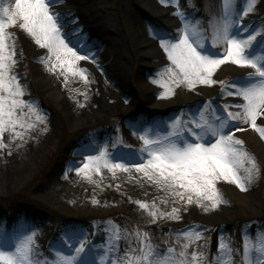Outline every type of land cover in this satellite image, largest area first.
Returning a JSON list of instances; mask_svg holds the SVG:
<instances>
[{"label":"rangeland","instance_id":"rangeland-1","mask_svg":"<svg viewBox=\"0 0 264 264\" xmlns=\"http://www.w3.org/2000/svg\"><path fill=\"white\" fill-rule=\"evenodd\" d=\"M154 2L157 7L152 9L142 0H62L53 5V11L64 17L62 31L70 46L76 47L80 55L89 56L88 60L77 63V68L86 70L87 80L59 67L50 71L54 58L47 64L41 62V58L49 56L48 49L37 45L19 24L8 29L16 48L17 64L13 71L25 87L24 99L33 101L40 114H46V123L31 130L24 143L19 139L13 141L9 133L3 136L7 147H0V226L12 232L18 222H24L28 229L35 231L37 250L49 262L57 251L71 254V248L61 238L73 227L87 233L88 242L100 252L105 241L104 229L113 224L122 233L132 232L139 226L161 250L169 246L179 250L176 234L195 228L204 237L199 242V251L209 260L217 253L218 238L224 237L236 250L233 258L237 261L241 258L239 250L243 247L245 232L253 239L256 234L264 233V138L250 125L238 123L244 130L233 131L256 158L259 176L247 192L219 181L217 188L227 203L214 210L205 211L195 203L187 205L135 171H117L113 176L109 170L102 169L89 181L73 167L77 163L82 165L87 155L98 154L105 144L110 153H134L144 147L140 139L144 128L170 122L177 115L187 119L202 111L205 102L212 101L210 109H216L217 115L221 114L218 106L231 105L228 111L236 112L239 109L235 105L243 103L240 97L222 93L220 83L198 85L194 90L181 85L175 88L171 98H160L164 88L153 81L161 79V70L171 63L161 40L176 37L186 16L204 34L205 48L222 53L223 45L211 46L210 22L222 14L223 2ZM243 6L240 0L237 7ZM167 17L173 18V22L166 23ZM241 23L249 25V31L257 26L264 29V0H256L254 10ZM77 42L83 49L77 47ZM141 47L148 51L144 60ZM255 51L260 49L257 47ZM104 54L126 77L128 95H121L108 75H100L96 62ZM143 61L149 65H143ZM252 71L228 63L216 71L213 79L228 85ZM157 103L167 105L161 110L150 109L151 104ZM124 108H129V112L125 114ZM137 202H155L164 212L179 208L181 219L161 217L153 223ZM125 246L126 242L121 240V255Z\"/></svg>","mask_w":264,"mask_h":264},{"label":"snow or ice","instance_id":"snow-or-ice-1","mask_svg":"<svg viewBox=\"0 0 264 264\" xmlns=\"http://www.w3.org/2000/svg\"><path fill=\"white\" fill-rule=\"evenodd\" d=\"M57 2L62 0H0V147H7L3 142L5 133H9L13 141L19 139L24 143L31 130L46 123V114H40L33 101L24 99L25 87L13 71L17 64L16 48L9 28L19 24L37 45L48 49L49 56L41 58V62L47 64L54 58L50 71L59 67L71 75L88 79L86 70L77 68V63L88 60L89 56L80 55L65 38L62 31L64 17L53 11ZM222 2V14L210 23L211 46L223 45V52L213 53L206 49L204 34L198 24L191 23L185 16L178 35L161 40L171 63L161 70L162 78L153 82L164 88L161 99L174 96L175 88L181 85L194 90L198 85L220 83L222 93L226 91L227 95L242 99L243 103L235 105L239 111H228L231 105H221L218 106L221 114L217 115L216 109H210L212 101L205 102L202 111L187 119L177 115L170 122L144 128L140 135L144 147L134 153H110L105 144L98 154L87 155L82 165L73 164L77 174L91 181L92 175L101 173L102 169L109 170L113 176L117 171H135L170 196L187 205L195 203L205 211L227 203L217 188L221 180L236 185L243 192L249 191L260 168L243 141L236 138L235 131L244 130L238 123L250 125L264 138V126H261L264 125L261 119L264 118V29L257 26L249 31V25L241 23L243 17L254 10L256 0H243L244 6L239 8L240 0ZM177 15L183 16V13ZM244 33L248 34L245 36ZM77 47L83 49L79 42ZM257 47L259 52L255 51ZM228 63L254 71L228 85L213 79L216 71ZM165 76L167 79L163 78ZM113 147L117 146L114 144ZM121 147L127 146L121 144ZM137 203L147 211L153 223L161 217L181 219L179 208L164 212L155 202ZM104 233L103 251L100 252L88 242L87 233L74 227L67 229L61 241L71 248V254L57 251L49 262L37 250L35 231L28 229L24 222H18L12 232L6 226H0V264H264V233L256 234L253 239L245 232L238 261L233 258L236 250L224 237L218 238L217 253L209 260L199 251V242L204 237L195 228L176 234L179 250L173 246L161 250L152 242L150 234L140 231L139 226L132 232L125 230L122 233L113 224L110 228L105 227ZM69 240L73 243L68 244ZM121 240L126 242L122 255Z\"/></svg>","mask_w":264,"mask_h":264},{"label":"bare ground","instance_id":"bare-ground-1","mask_svg":"<svg viewBox=\"0 0 264 264\" xmlns=\"http://www.w3.org/2000/svg\"><path fill=\"white\" fill-rule=\"evenodd\" d=\"M147 6H149L150 9L157 7V5L155 4L154 0H150V3L147 2V0H142ZM66 8H70L69 5L65 6ZM220 2H219V8H220ZM65 9V8H64ZM164 10V9H163ZM98 18V16H97ZM173 18L167 17L166 20H164L166 23H172ZM184 21L181 20V26H183ZM107 40V39H106ZM104 38V41H106ZM141 42V41H140ZM145 42V41H143ZM141 57L144 60L146 54H148V51L146 49V47H141ZM102 55V54H101ZM108 56H106L105 54L103 56H98L97 57V67L100 68V75L105 74L108 75V77H110L113 81V84L115 86H117V88H119L121 95L126 96L128 95L129 92V88L128 85L126 84V77L122 75L121 71H119V68L117 66H115L114 64H111L109 62V59H107ZM104 60L101 63V60ZM143 65H149L148 62L143 61ZM147 101L149 102V98H147ZM167 104H162V103H157V104H151L150 109L152 110H160L161 108H164ZM129 108H124L123 111L126 114L127 112H129Z\"/></svg>","mask_w":264,"mask_h":264}]
</instances>
